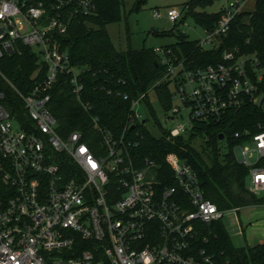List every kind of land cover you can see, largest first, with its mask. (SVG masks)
I'll return each mask as SVG.
<instances>
[{
    "label": "built area",
    "instance_id": "obj_1",
    "mask_svg": "<svg viewBox=\"0 0 264 264\" xmlns=\"http://www.w3.org/2000/svg\"><path fill=\"white\" fill-rule=\"evenodd\" d=\"M222 1L215 25L195 39L202 49L218 45L244 0ZM95 7L94 0H0V59L28 49L37 65L25 92L0 68V264H216L202 227L229 211L264 209V124L231 135L246 190L258 200L220 209L176 153L164 155V168L139 156L147 131L136 108L149 93L160 106L153 88L166 85V117L185 118L161 132L166 139L193 132L196 123L219 124L247 104L264 111L258 61L223 51L217 63L188 67L170 49L152 48L160 75L145 91L130 96L113 77L95 83L128 103L117 128L89 116L65 130L49 110L52 90L65 84L82 110L90 105L82 99L87 68L70 63L61 39ZM183 11L168 6L164 16L173 23Z\"/></svg>",
    "mask_w": 264,
    "mask_h": 264
},
{
    "label": "trees",
    "instance_id": "obj_2",
    "mask_svg": "<svg viewBox=\"0 0 264 264\" xmlns=\"http://www.w3.org/2000/svg\"><path fill=\"white\" fill-rule=\"evenodd\" d=\"M94 1V13L72 22L61 39V47L67 50L70 63L87 68L82 99L90 105L88 111L82 110L72 99L67 86L57 85L51 92L49 110L65 130L77 129V120H87L89 116H96L110 129L117 128L122 122L128 103L120 97L107 96L96 90L94 87L97 80L113 77L121 83L117 87L132 96L145 91L160 75V67L156 65L157 57L152 49L127 48L120 51L113 46L104 24L119 20L120 1ZM185 5L182 7V17H191L202 29H211L219 19L220 11H195V7L199 5L198 0H188ZM241 16L248 17V20L241 21ZM88 20L93 21L96 28L83 23ZM176 38L173 44L163 48L170 49L175 58H182L188 67L217 63L223 51H231L235 56L253 54L261 69L257 87L264 100V0H255L252 11L236 14L229 23L226 34L220 37L214 48L202 49L197 46L195 39L186 40L182 32L177 33ZM36 66L35 57L28 49H23L19 55L0 59L2 71L22 92L36 80V77H32ZM249 76L254 79V73L249 72ZM153 93L158 97L161 109H169L166 85L155 86ZM6 96L13 98L8 90ZM256 122L264 124V111L247 104L219 124L196 123L193 132L172 139H166L164 134L143 132L137 152L140 157L152 158L163 168L164 155L174 152L195 169L205 198L218 208L247 205L258 199L246 190V168L232 156L231 147L238 141L231 139V135L243 128L255 132ZM220 134L221 140L218 138ZM195 138L209 148V156H206L208 163H204L194 149L192 142ZM201 233L207 237L205 247L215 253L216 264H264V242L245 248H233L220 221L203 226Z\"/></svg>",
    "mask_w": 264,
    "mask_h": 264
},
{
    "label": "rangeland",
    "instance_id": "obj_3",
    "mask_svg": "<svg viewBox=\"0 0 264 264\" xmlns=\"http://www.w3.org/2000/svg\"><path fill=\"white\" fill-rule=\"evenodd\" d=\"M119 1V20L104 24V29L116 50L163 48L173 44L179 32L184 34L186 40L200 39L204 36L201 26L191 17H180L181 19L172 23L164 16L166 7L175 6L181 10V6L185 7L188 0ZM222 2V0H198L199 5L194 10L214 13L219 11ZM254 2L255 0H244L240 4L239 12L252 11ZM152 10L157 11L160 16L154 17ZM240 20L245 22L248 17L241 16ZM83 23L96 28L93 21L88 20ZM136 109L141 115V120H144L142 127L153 135H160L163 130L185 121L184 117L168 119L167 114L160 108L151 93L148 94L146 102L138 103ZM192 143L204 163H208L209 148L205 147L198 138H195ZM236 219L239 224L236 223ZM220 223L233 248H245L264 242V209L261 207L243 208L236 215L229 211L222 216Z\"/></svg>",
    "mask_w": 264,
    "mask_h": 264
},
{
    "label": "water",
    "instance_id": "obj_4",
    "mask_svg": "<svg viewBox=\"0 0 264 264\" xmlns=\"http://www.w3.org/2000/svg\"><path fill=\"white\" fill-rule=\"evenodd\" d=\"M218 138L221 139V138H222V135L220 134V135L218 136Z\"/></svg>",
    "mask_w": 264,
    "mask_h": 264
}]
</instances>
